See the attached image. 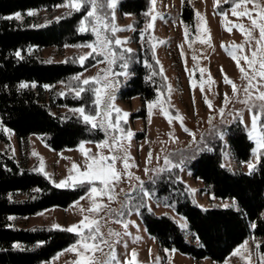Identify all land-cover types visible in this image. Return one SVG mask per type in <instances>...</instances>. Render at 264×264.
I'll use <instances>...</instances> for the list:
<instances>
[{
    "label": "rangeland",
    "instance_id": "obj_1",
    "mask_svg": "<svg viewBox=\"0 0 264 264\" xmlns=\"http://www.w3.org/2000/svg\"><path fill=\"white\" fill-rule=\"evenodd\" d=\"M189 2L195 9L194 30L191 31L181 21L182 0H156L155 10L142 27V29H146L147 24H153L150 29L154 51L166 80L165 87L159 90L156 98L151 101L143 102L138 96L126 99L120 96L121 84L119 78L126 79L128 75V70L122 67L125 62L128 63L125 60L127 56L124 54V50L126 48L137 50L143 32L137 41L133 40L135 29L133 21L136 15L132 13L121 14L118 8L119 2L114 9V20L111 14L113 10L104 8L102 14L106 16L105 22L109 25V28L115 25L120 30L115 32L114 35L110 30H104L103 35L113 41L115 39L126 41V43L117 45V50L114 48L115 43L110 45L117 57L121 53L123 54V59L117 58L115 63L110 64V55L107 53L101 55L99 49L97 52H93L92 48L85 47L89 44L93 47L98 46L97 37L91 30V25L94 23L91 18L85 22L88 30L84 32H90L92 40L84 44L44 47L38 50V55L42 59L56 62L80 60L81 56L96 57V62L87 69L54 85H45L47 87L44 86L43 90L46 101L56 92L76 95L74 89H79V87L74 86L76 79L73 78L76 76H80L79 81L81 82L85 78L99 77V83L94 82L96 88H102L107 81H111L113 88L110 91L114 96L111 103L120 108L122 113L128 114L126 121L124 119L120 121L123 132H116L112 129L106 131L105 128L97 126L103 132L101 140H83L74 147L53 150L45 144L39 135L31 134L26 140L18 142L14 131L3 127L2 135L5 138L0 137V150L14 156L27 167L40 170L43 166L42 172L48 176L54 185L62 180H67L70 175L77 176L78 172L84 171L87 165L92 162L90 157L97 154L117 155L120 157L116 161L117 170L133 175L132 178H129L128 175L121 176L120 181L115 186L113 195L116 198L114 200H109L107 195L93 194L91 192L93 187L98 190L103 188L99 181H95L92 184L88 183L87 191L67 207L55 206L33 215L14 217L11 221L15 225L22 227L60 225V228L67 229L74 224L79 225V222L85 216L94 218L99 221L103 239L107 240L114 249L116 261L119 264H125L126 261H130L132 264H249L247 259L242 258L249 256L250 264H261L262 255L258 251L259 239L256 237L248 236L223 262H212L209 258L195 259L191 255L181 253L175 249L161 248L155 237L147 231L139 215L138 205L140 204H145L148 209L155 213H167L184 231L186 238L191 239L192 231L189 228L187 219L176 212L172 206L163 204L161 200L156 198L154 191L146 189L145 183L148 181L154 182L162 173H171L169 170L173 169L178 171L176 172L178 177L191 190L199 206L224 207L225 204L232 205L235 201V206H232V208L239 209L236 199L215 197L209 194L203 182L193 176L192 170L187 165L188 160L201 149L208 148V142L215 136L221 138L225 143L222 163L227 168L250 172L247 164L253 163L256 165L259 160L257 157L260 156V151H253L256 149L257 144L255 139L250 138V133L252 132L253 114L260 118L257 134L262 132L261 120L264 118V113L261 112L259 107L261 102L255 99V90L252 89L250 91H253V96L248 100V96L244 92V87L247 86L248 81L241 78L242 74L236 62L229 55V51H233L237 57L241 55L250 56L255 40L246 41L245 35L238 28L233 27L234 24H243L247 29L250 27V20L247 16L237 17L232 15L233 8L240 1L222 13L215 11L216 0H189ZM67 3L68 0H65L50 10L44 8L32 9L26 13L28 14L29 11L34 12V15H30L33 17V21L36 24H43L71 12L73 9L63 6ZM256 3L264 5V0H256ZM149 4L150 12L153 9L151 0H149ZM252 7L251 3L242 4L236 10L243 11L244 8L252 9ZM197 13L203 16L204 19L201 20ZM85 15L81 20H84ZM152 15L157 16L154 21ZM226 28H231V31H227ZM253 37L259 38L258 29L253 31ZM201 41L206 42L202 43ZM233 45H243V51L234 48ZM89 53L91 55H88ZM97 55H100L99 58H97ZM194 56L196 59H193ZM241 65L247 67L243 60H241ZM117 66H120V68H117ZM200 69H205V71L202 73ZM112 73L116 75H112ZM120 73L127 74L121 75ZM225 74L237 85L238 91L235 94L232 91V86L225 83ZM105 76H107V80L104 79ZM209 77L211 80H209ZM253 83H256V81H253ZM201 86L203 91H201ZM169 88L171 91H169ZM225 94H227L228 102L225 100ZM105 99L107 100V98ZM206 99L211 102L212 107H209L208 103L205 102ZM245 100H248L247 104L243 102ZM149 105H152L151 111ZM77 108L81 107L53 106L52 110L54 112H69L80 115L78 112L73 111ZM103 108L104 105L102 104L101 110ZM95 113L91 115H95ZM86 114L89 113L86 112ZM168 116L172 118L171 123H169ZM177 116L183 117L182 124L176 119ZM99 119L98 117L97 120L99 121ZM111 119L113 121L116 119L115 112L112 113ZM235 120H240L243 123L246 134L252 142L250 158L247 161H238L233 157L228 144L227 133L223 129ZM128 131H131L133 135L130 139H124ZM112 136L121 137L122 150L112 151L107 146L99 147L104 141H108V144L111 145ZM81 143L88 152L87 156L81 151ZM33 153L37 155H33ZM149 153H151L150 162ZM125 156H127L130 165L126 170L123 166ZM165 158L170 160L172 165L178 166L171 167L166 164ZM73 164L77 165L78 169L74 170ZM68 184L70 186L65 187H72L79 183L68 181ZM141 188L151 194L150 197L143 198V203L137 200L142 194ZM93 199L97 203L106 205V207L98 213L88 211L93 206ZM89 234L88 229H83L80 235L77 234L75 242L40 264H73L78 258L77 253L66 250L76 245L82 236L87 237ZM245 242H247V252L241 247ZM77 247L79 246L77 245ZM101 247L103 253L97 252V259H103L104 254L109 253L111 250L103 244ZM237 249H240L241 255L233 254ZM133 251L136 253L134 261L132 258ZM113 264H116V262H113Z\"/></svg>",
    "mask_w": 264,
    "mask_h": 264
},
{
    "label": "trees",
    "instance_id": "obj_2",
    "mask_svg": "<svg viewBox=\"0 0 264 264\" xmlns=\"http://www.w3.org/2000/svg\"><path fill=\"white\" fill-rule=\"evenodd\" d=\"M64 1L0 0L1 138H5L2 128L6 127L14 131L18 142L36 134L53 150L74 147L83 140L98 141L103 138L100 128L85 123L80 115L52 110L53 106L83 107L85 112L95 113L94 82L83 85L76 80L74 86L86 89L79 97L72 93L56 92L46 101L45 85L63 81L87 69L97 60L96 57L87 56L83 62H56L38 55V50L44 47L84 44L92 40L90 32L79 31L87 7L80 11L72 10L59 16V19H51L43 24H36L33 17L26 13L32 9L50 10ZM238 1L223 0L219 6H214L215 11L222 13ZM149 7V0L119 1L121 14L136 15L133 40L137 41L143 32L139 48L130 53L124 51L128 75L126 79L119 78L120 96L124 99L138 96L143 102L151 101L166 85L155 55L151 29H142L151 16L145 15ZM16 13H20L22 18L15 19ZM194 14L193 5L189 0H183L180 18L191 31L194 30ZM114 48L117 50L116 44ZM18 50L22 59L15 56ZM21 83H26L28 87L20 88ZM223 129L227 133L233 157L238 161H247L252 142L243 123L235 120ZM261 131L264 132V118L261 120ZM207 146L188 160V167L193 176L203 182L209 194L234 198L239 209L199 206L191 190L178 177V171L170 169L171 173H162L156 181L146 182L145 187L154 191L163 204L172 206L187 219L192 231L191 239L186 238L184 231L167 213L158 214L145 204H140L143 205L138 207L140 218L163 249H175L195 259L209 258L212 262H223L248 236H253L259 239L258 251L264 257V150L260 151L254 169L243 172L223 165L225 143L221 138L215 136ZM88 187V183L57 187L42 171L27 167L0 150V264H40L75 242L77 234L64 228L50 225L22 227L15 225L8 217H25L55 206L67 207ZM143 198L142 193L137 200L143 203ZM15 244L20 247H14Z\"/></svg>",
    "mask_w": 264,
    "mask_h": 264
},
{
    "label": "snow or ice",
    "instance_id": "obj_3",
    "mask_svg": "<svg viewBox=\"0 0 264 264\" xmlns=\"http://www.w3.org/2000/svg\"><path fill=\"white\" fill-rule=\"evenodd\" d=\"M119 0H68V3L63 5L64 7H69L75 11H80L81 9L87 7L86 15L84 20H81L79 31L84 32L88 30V26L86 25V21L91 18L94 23L91 25V30L97 37L98 46L93 47V45H85V47L92 48L93 52H97L99 49V54L105 55L106 53L111 56V59L109 60V63H115L116 59H123V54L121 53L119 57H117V54L112 51L110 45L115 43L116 45H121L122 43H126V41H121L120 39H115L114 41L110 39L109 37L103 35L104 30H110L113 35L115 32L119 31L115 25H112L111 28H109V25L105 22L106 16L103 15V9H111L113 10L112 13V19L114 20V9L116 8ZM153 9L150 10V12L145 13L146 16L151 15L152 12L155 10L154 6L156 3V0H151ZM183 2V0H182ZM220 0H216V5L219 6ZM227 2V0H225ZM251 3L253 5L252 9L244 8L243 11H237L236 9L240 8L242 4L246 5ZM255 13V14H253ZM35 13L32 11H29L28 15H34ZM197 15L200 17L201 20H203V16H201L199 13ZM232 15L237 17H243L247 16L250 20V27L245 28L243 24H234L233 27L238 28L242 34L245 35L246 41L247 40H255L254 48L251 51L250 56L249 55H241L237 57L236 54H234L233 51H229V55L232 57V59L236 62L237 67L239 71L241 72V78L246 79L248 81L247 86L244 87V92L248 96V100H250L253 96V91H250V89L255 90V99L259 100L261 102L260 109L261 112L264 113V5H261L260 3H256V0H240V3L236 4L235 7L232 10ZM226 17V14H225ZM8 19H11L13 17H7ZM15 19H20L21 15L20 13L15 14ZM157 18L156 15H152V20L154 21ZM59 19V18H58ZM147 28H152L153 24L149 23L146 26ZM259 31V38L253 37V31L257 30ZM227 31H231V28H226ZM187 35V32H186ZM210 39V37H209ZM202 43L206 41H201ZM234 48L240 49L243 51V45H233ZM124 51L126 52H132V49L126 48ZM88 55H91L89 53ZM15 56L17 58H23L21 56V52L18 50L15 52ZM80 61L83 62L86 59V56H81ZM193 59H196L194 56ZM241 60L244 61V63L247 65V67H244L241 65ZM159 63V62H158ZM127 62H125L122 67L127 68ZM200 71L203 73L205 69H200ZM223 71V69H221ZM121 75H126L127 73H120ZM112 75H116L115 73H112ZM257 77L259 78L257 80ZM73 79L80 80V76H76ZM107 80V76L104 78ZM209 80L211 78L209 77ZM225 83L230 84L232 86V91L235 94L238 89L237 85L227 77L225 74L224 77ZM253 81H256V83H253ZM90 82H96L99 83V77H89L82 80L83 85H89ZM35 86V85H33ZM195 86V85H193ZM20 88L28 87L26 83H21L19 85ZM47 87V86H45ZM113 88V84L111 81H107L102 88H93L92 91L94 93L95 99L93 103L96 106V113L95 115L86 114L85 109L83 107L73 109L74 112H78L80 116L83 118L85 123H89L92 125L93 128L100 126L102 128H105L107 131L108 129H112L116 132H123V129L120 126L121 119H124L126 121L127 113H122V110L118 107H116L111 101L114 99V96L112 94V91H110ZM76 96L79 97L80 94L84 91H86L85 88L81 87L78 90H75ZM169 91L171 89L169 88ZM201 91H203V87L201 86ZM107 98V100L105 99ZM225 100L228 102L227 94H225ZM248 100L243 101L245 104L248 103ZM208 103L209 107H212L210 101H205ZM104 105L103 110H101V105ZM152 105H149V110L151 111ZM163 111V109H162ZM116 113V119L113 121L111 119L112 113ZM122 114V115H121ZM167 115V113H165ZM100 118L99 121L97 118ZM176 119H178L181 124L183 123V117L177 116ZM259 116L256 114H253L252 116V123L251 128L252 132L250 133V138H253L256 140L257 147L254 149V152H259L261 150H264V132H261L257 134V128L259 123ZM169 123H171L172 118L168 116ZM187 131V129H185ZM10 131V130H6ZM191 134V133H190ZM133 133L131 131H128L126 133V136L124 139H130L132 137ZM112 143L111 145L108 144V141H104L102 144L99 145V147H109L110 150L116 151V150H122L123 144L121 143V137L120 136H112L111 137ZM81 151L84 152V154L87 156L88 152L84 149L83 143H81ZM33 155H37L36 153H33ZM117 155L112 156H106L102 154H97L96 156L90 157L91 163H89L86 167V169L82 172H78L77 176H69L67 180H62L58 184H56L57 187H65L70 186L68 184V181H72L73 183H89L92 184L95 181H99L100 184L103 185V188L98 190L97 188L93 187L91 189V192L96 195H107L109 200H114L116 197L113 195L115 191L116 184L120 181L122 175H128L129 178H132V173L128 172H120L116 168V161L119 159ZM259 157H257L258 159ZM151 160V153H149V162ZM165 163L170 165L171 167H177L178 165H172L171 161L165 158ZM123 166L124 169H128L130 167L128 163V158L125 156L123 158ZM223 167V165H222ZM247 167L249 171L251 172L252 169H254L255 165L253 163H248ZM73 169H78V166L73 164ZM40 171H43V166H41ZM137 180H139L138 177H136ZM141 191L143 193L144 197H150V193L148 191H144L141 188ZM143 206V205H138ZM235 206V201H233L232 205L225 204L224 207H232ZM106 207V205L97 203L95 199H93V206L88 209L90 212L98 213L99 211L103 210V208ZM9 220L14 219V217H8ZM54 228H60V225H53ZM127 227V225H125ZM255 227V225H253ZM83 229L89 230V235L87 237L81 238V240L77 241L76 245H73L70 249H67L66 251H73L77 253V259L73 262V264H113V262H116V264H119L118 261H116V255L114 252V249H112V246L109 244V242L105 239H103V233L100 231L99 221L94 218H89L87 216L84 217L83 220L79 222V225H72L71 227H68L67 229H64L68 232H76L78 235H80L83 231ZM112 235V233H110ZM119 235V234H115ZM99 241V242H97ZM108 246L111 250L109 253L104 254L103 259H97L96 253L100 252L103 253V248L101 245ZM77 245L79 247H77ZM247 242H245L244 245L241 247L244 248L245 252L248 251L247 249ZM16 248H19V244L13 245ZM259 247V245H257ZM234 255H241L240 249H237L236 252L233 253ZM136 253L135 251L132 252V258L133 261L135 260ZM249 261L250 264V256L249 257H242ZM125 264H132L130 261H126ZM261 264H264V257L261 258Z\"/></svg>",
    "mask_w": 264,
    "mask_h": 264
}]
</instances>
